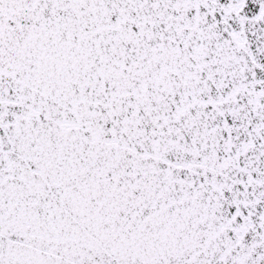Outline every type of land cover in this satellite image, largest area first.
Returning a JSON list of instances; mask_svg holds the SVG:
<instances>
[{
    "label": "snow or ice",
    "instance_id": "6c2138e0",
    "mask_svg": "<svg viewBox=\"0 0 264 264\" xmlns=\"http://www.w3.org/2000/svg\"><path fill=\"white\" fill-rule=\"evenodd\" d=\"M0 264H264V0H0Z\"/></svg>",
    "mask_w": 264,
    "mask_h": 264
}]
</instances>
